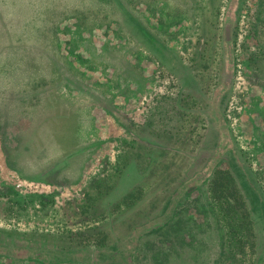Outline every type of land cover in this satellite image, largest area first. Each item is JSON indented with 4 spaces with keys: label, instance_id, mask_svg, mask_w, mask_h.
<instances>
[{
    "label": "rangeland",
    "instance_id": "rangeland-1",
    "mask_svg": "<svg viewBox=\"0 0 264 264\" xmlns=\"http://www.w3.org/2000/svg\"><path fill=\"white\" fill-rule=\"evenodd\" d=\"M261 62L264 0H0V264H264ZM43 97L94 105L109 141L59 198L4 155Z\"/></svg>",
    "mask_w": 264,
    "mask_h": 264
},
{
    "label": "crops",
    "instance_id": "crops-1",
    "mask_svg": "<svg viewBox=\"0 0 264 264\" xmlns=\"http://www.w3.org/2000/svg\"><path fill=\"white\" fill-rule=\"evenodd\" d=\"M157 51L161 61L172 69L176 64L174 54L167 49ZM176 67L179 68L178 63ZM259 68L263 72L260 79L264 81V62L259 63ZM45 88L41 90L43 96L46 94ZM70 104L69 108L60 110L55 103L43 97V121L40 126L30 129L21 126L8 137L10 144L3 141L9 167L17 173L18 178L30 185V192L34 195L59 198L63 191L78 192L82 190L84 182L96 176V169L106 161L104 151L109 148V141L100 135L103 125H100L94 105L84 109L81 105L76 107L73 100ZM115 104L121 110V103ZM17 224L32 229L44 226L36 220L6 225L17 227ZM3 244L0 245L3 248H16ZM45 254L40 252L35 255Z\"/></svg>",
    "mask_w": 264,
    "mask_h": 264
},
{
    "label": "trees",
    "instance_id": "trees-1",
    "mask_svg": "<svg viewBox=\"0 0 264 264\" xmlns=\"http://www.w3.org/2000/svg\"><path fill=\"white\" fill-rule=\"evenodd\" d=\"M162 49V48H161ZM158 50H160V48H158ZM43 86H45V85H43ZM231 93L232 94V88H230V87H228V89L226 90V91H224V93ZM223 96V95H222ZM221 98V97H220ZM220 98H219V100H220ZM236 153L233 151L232 152V156H233V158L234 159H236ZM231 174L229 173V176H230ZM230 179L232 180L233 179V176H231L230 177ZM196 188V190H198L197 189V187H195ZM229 197V200H232V197H230V195L228 196ZM158 220H159V217L158 218H156L155 220H152L151 222H149V223H147L146 225H153V224H155L156 222H158ZM146 225H144V226H146ZM140 228H142V226L141 227H138V228H136L135 230H134V232H133V235L131 236V239L133 238V237H135L136 236V234H137V232L139 231V229ZM114 257L115 256H117V255H113ZM43 264H52L44 255H43Z\"/></svg>",
    "mask_w": 264,
    "mask_h": 264
}]
</instances>
